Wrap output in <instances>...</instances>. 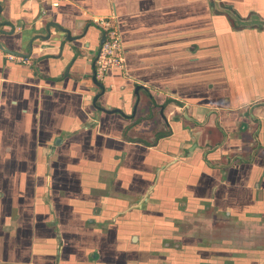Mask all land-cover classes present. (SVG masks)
I'll return each instance as SVG.
<instances>
[{
    "label": "crops",
    "instance_id": "obj_1",
    "mask_svg": "<svg viewBox=\"0 0 264 264\" xmlns=\"http://www.w3.org/2000/svg\"><path fill=\"white\" fill-rule=\"evenodd\" d=\"M58 2L0 0V264H264V0Z\"/></svg>",
    "mask_w": 264,
    "mask_h": 264
},
{
    "label": "built area",
    "instance_id": "obj_2",
    "mask_svg": "<svg viewBox=\"0 0 264 264\" xmlns=\"http://www.w3.org/2000/svg\"><path fill=\"white\" fill-rule=\"evenodd\" d=\"M58 5V0H53V6L58 7ZM100 25L106 32L107 37L105 43L102 46V50L97 62V71L102 76L110 68L120 67L123 63V55L121 36L117 27L106 21H101ZM7 59L20 64L29 63L27 58L14 54H7Z\"/></svg>",
    "mask_w": 264,
    "mask_h": 264
},
{
    "label": "water",
    "instance_id": "obj_3",
    "mask_svg": "<svg viewBox=\"0 0 264 264\" xmlns=\"http://www.w3.org/2000/svg\"><path fill=\"white\" fill-rule=\"evenodd\" d=\"M1 13H2V7L0 6V16H1ZM7 25H10V23H9V22H4V23H1V22H0V27L7 26ZM53 25H55V24H53ZM95 27H96L98 30H100V32L102 33V40H101V42H100V48H102L103 44L105 43V41H106V39H107V37H106V32L104 31L103 28H101V27H99V26H95ZM61 29H62V28H61ZM62 31H63V30H62ZM63 32H65V33L68 35V40H69V41H73L72 39H76V38H71V34H70L67 30H64ZM3 34H7V33L4 32L3 30H0V35H3ZM0 50L3 51V52H6V53H13V52H12L11 50H9V49L5 46V44H3L1 41H0ZM100 53H101V51L98 52V56H97V58L95 59V62H94V65H93V77H92V80H93L94 84H96V85L100 88V90H101V94L95 96V98H94V100H93V105H94L98 110H101V111H103V112H105V113H108V114H112V113H122L121 110H119V109H116V110H107V109H105V108H103V107H101V106H99V105L97 104V101H98L100 95H102V94L105 93V87H104L103 83L100 82V81L98 80V77H97V76H98V75H97L98 72H97L96 64H97V62H98V59H99ZM15 55H17V54H15ZM140 89H143V86H137V87H136V90H135V91H136V94L139 93V90H140Z\"/></svg>",
    "mask_w": 264,
    "mask_h": 264
}]
</instances>
